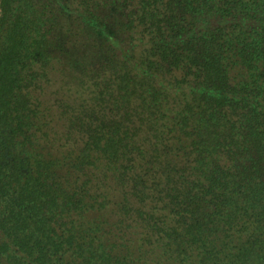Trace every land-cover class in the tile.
Here are the masks:
<instances>
[{
    "label": "trees",
    "instance_id": "1",
    "mask_svg": "<svg viewBox=\"0 0 264 264\" xmlns=\"http://www.w3.org/2000/svg\"><path fill=\"white\" fill-rule=\"evenodd\" d=\"M0 264H264V0H0Z\"/></svg>",
    "mask_w": 264,
    "mask_h": 264
},
{
    "label": "rangeland",
    "instance_id": "2",
    "mask_svg": "<svg viewBox=\"0 0 264 264\" xmlns=\"http://www.w3.org/2000/svg\"><path fill=\"white\" fill-rule=\"evenodd\" d=\"M53 83H54V84H52V85H51V83H50L51 86L49 85V86L46 88V90H45V92L48 91V92L50 93V97L52 96V93H51L52 91H51V89L54 88V86H56V84H57V85L60 84L59 82H53Z\"/></svg>",
    "mask_w": 264,
    "mask_h": 264
}]
</instances>
